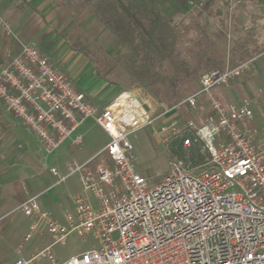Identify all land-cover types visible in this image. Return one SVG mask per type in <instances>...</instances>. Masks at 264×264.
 <instances>
[{"label":"built area","instance_id":"obj_1","mask_svg":"<svg viewBox=\"0 0 264 264\" xmlns=\"http://www.w3.org/2000/svg\"><path fill=\"white\" fill-rule=\"evenodd\" d=\"M0 26L14 34L1 13ZM256 59L202 73L199 88L159 114L160 104L143 87L124 89L100 107L37 46L24 44L9 54L0 70V101L48 153L67 141L81 148L85 136L78 129L89 119L109 135L101 151L84 162L73 160L58 179L78 175L81 182L64 221L42 207L40 194L16 207L32 219L25 241L49 234L52 243L14 264H264V132L252 122L248 100L226 103L216 94L250 72ZM203 96L206 117L199 123L173 118L159 135L166 143L192 134L184 146L200 142L206 162L189 168L174 157L168 174L151 185L136 168L130 136L178 107L197 110ZM103 152L111 163L93 168ZM51 172L59 176L57 168ZM73 233L92 237L97 246L60 262L53 246Z\"/></svg>","mask_w":264,"mask_h":264},{"label":"rangeland","instance_id":"obj_2","mask_svg":"<svg viewBox=\"0 0 264 264\" xmlns=\"http://www.w3.org/2000/svg\"><path fill=\"white\" fill-rule=\"evenodd\" d=\"M59 1L70 14L60 29L68 36L69 46L84 55L80 54L78 57L76 55L68 60L62 57L54 61L51 57L52 64L64 71L85 91L90 88L102 90L103 87L106 91L109 90L104 98L91 97V100L100 107L120 91L139 86L146 89L158 101L159 114L178 106L190 94L183 92L182 87L179 86L176 88L181 95L177 98L166 95V92L173 89L174 83L179 80L183 71L187 72L189 68L197 65L199 53L215 49L226 59H231L235 44L246 41L249 37L250 18L258 14L257 7L250 6V3L257 0H238L239 2L192 0L194 5H191L188 11L181 5V0ZM208 1L209 6L205 8L204 5ZM200 11H202L201 15H199ZM169 17H173L174 21H170ZM135 20L141 24L137 25ZM202 30L206 31L214 42L212 44L211 41H205L204 45H201L203 51L197 44V40H202L206 36ZM168 53L178 57L176 64L168 58ZM260 56L263 57V54ZM202 68L198 71V79L195 80V90L199 88L201 74L206 72ZM251 72L252 70L239 80L250 81ZM256 84L249 85L256 93V100L250 105L254 117L252 122L264 132V84L262 80L256 81ZM209 112L208 100L203 96L197 110L178 107L175 111L161 116L153 125L141 128L130 136L134 145L136 168L151 185L161 182L169 172L171 159L179 157L177 154L168 153L167 147L182 136H173L163 143L159 135L161 127L173 118L189 119L199 123ZM84 127L88 130L85 134V144L98 148L108 142V135L92 119L87 120ZM5 140L0 134V145ZM79 149L72 148L71 142L68 141L60 149L48 153L40 142L29 143L24 152L29 155L27 170L33 175L31 181H36L37 187L44 190L46 195L65 191L66 182L46 189L59 179L52 174L51 168L56 167L58 170L62 168L61 170L65 172L67 162L71 163L73 160L83 162L82 156L74 159ZM21 150L16 149L17 156H22ZM32 152H35V157L30 156ZM101 161L111 163L106 152L95 159L92 167L95 168ZM74 180L75 178L72 179ZM11 218L15 220L10 229L4 232V225ZM25 218L22 212H18L10 214L9 218L0 224V264H9L12 256L16 254L18 243L24 240L23 233L15 235L14 226L16 222L20 224ZM36 237L38 236L33 239L35 240ZM96 246L97 242L92 237L84 239L73 233L65 243L57 244L53 250L58 257L65 260Z\"/></svg>","mask_w":264,"mask_h":264},{"label":"crops","instance_id":"obj_3","mask_svg":"<svg viewBox=\"0 0 264 264\" xmlns=\"http://www.w3.org/2000/svg\"><path fill=\"white\" fill-rule=\"evenodd\" d=\"M250 4L251 7H257L256 11H258V14H255L250 18L248 27L251 31L249 32V37L246 41L235 44L237 47L235 55H233L231 59H225L222 69L235 66L241 61L252 57H259H257L258 59H256L251 69L252 72L250 73V81L244 82L243 80L238 79V82H234L229 87L230 90H226V88L216 89V94L226 103L241 104L245 100H248L251 105V103L256 100V93L252 91L249 85H257L256 81L260 80H262L264 84V1L262 3L255 1ZM0 13L10 22L14 33L12 36H7L0 26V70L8 61L9 54L19 52L24 44L37 46L49 57V59L53 57V59L51 58L53 61L59 60L62 57L64 60H68L70 57H74L76 55L77 57L80 54L84 55L83 53H78L69 46L67 42L68 36L64 31H62V29H60L63 27L65 21L70 15L68 10L64 9L61 1L0 0ZM244 49H247V51L252 54L250 57L242 59L240 55ZM261 54H263V57L260 56ZM92 70L95 73L93 68ZM80 89L87 93L90 99L91 97L97 99H100L101 97L104 98L109 92V90L106 91V88L104 87L102 90L90 88L88 91H85L83 88ZM118 94H116L104 106L110 103ZM85 124L78 129V133H82L84 136L88 131L84 127ZM0 134H2L6 139L2 145H0V224L6 221L10 214L18 213L15 209L19 204L30 196L37 194H40L39 201L42 207L46 211L50 212L56 219L64 221V211L66 209H71L73 206L72 196L81 191V182L78 175H72L65 181L61 182L67 183V189L65 191L52 192L50 195H46L44 190H40L37 187V182L31 181V177L33 175L30 174V170H27L29 155L24 152L29 143L34 141L38 142V139L33 132L20 123L5 108L1 101ZM105 145L103 144L101 147L97 148L90 147L84 142V145L76 151L74 159L78 156H82V161H87L101 151ZM18 148L22 149L21 157L16 154V149ZM34 153L32 152L30 156L35 157ZM69 163L67 162L65 172L61 170L62 168L58 170L59 178L67 174V167ZM74 178L75 180L72 181ZM57 181L58 179L46 189H51L53 186L60 185L61 183L57 184ZM25 217L26 218L23 222L20 224L16 222L14 226L15 235L17 236L23 233L24 240L25 235L32 224V219L26 215ZM14 220L15 219L11 218L9 222L4 225V232L10 229ZM23 223L24 225H22ZM33 238L29 241H25L26 243H24V240L18 243L16 247V254L12 256L9 264H14L21 255L26 258H31L52 243V237L49 234L36 237V241ZM21 244H24V247L22 253L19 254L18 248ZM55 246H53V249ZM55 255L60 262H65L74 256L72 255L69 258L62 260L56 253ZM44 263V260L40 261V264Z\"/></svg>","mask_w":264,"mask_h":264},{"label":"trees","instance_id":"obj_4","mask_svg":"<svg viewBox=\"0 0 264 264\" xmlns=\"http://www.w3.org/2000/svg\"><path fill=\"white\" fill-rule=\"evenodd\" d=\"M259 2H263L264 0H257ZM237 2H239L237 0ZM181 5L184 8L188 9L191 7V5H194V2L192 0H181L180 1ZM209 1L204 5V7H208L209 6ZM132 14V13H130ZM202 14V11L199 12V15ZM133 16V15H132ZM134 18V16H133ZM170 21H174L173 17H169L168 18ZM135 23L137 25H140L141 23L137 20H135ZM203 33L206 34L205 38L202 40H197V44L200 46L201 51H203V47L201 45H204L205 41H211L210 43H214L213 39L211 38L210 35H208V33L206 31H203ZM150 34V33H148ZM227 36V35H222ZM220 38V36H218ZM207 38V39H206ZM148 44V43H146ZM149 45V44H148ZM236 46L233 50V55H235V51H236ZM242 49V48H241ZM200 55H198L197 59L198 61L196 62V66L189 68V70L183 71L182 76H180L179 80L176 81L173 85V89L171 90H167L166 95H171L172 98H177L179 97L181 94L179 93V91L177 90L178 88H176V86L178 87H182L183 92H185L186 94L188 92H193L195 90V80L198 79L199 74L198 71L201 70H213V69H222L225 59L226 57L219 51L215 50V49H211L208 50L206 53L202 52L199 53ZM252 53H250L249 51H247V49L242 50V54L240 55L242 59L248 58L251 56ZM168 58H170L175 64L177 63L176 60L178 59V57H175L172 54L168 53ZM146 90V89H145ZM160 96V95H159ZM184 97V96H183ZM183 99V98H182ZM181 138H177L176 140H174L173 142H171V145H169L167 147L168 149V153H170L171 155L173 154H177L179 155L180 158H182L185 162L186 165L189 168H194V167H198L202 164H204L206 162V158L207 155L203 154L200 150L201 148V143L200 142H194L191 146L189 147H185L184 146V139L186 137H192V135L190 134H184L181 135ZM174 139V138H173Z\"/></svg>","mask_w":264,"mask_h":264}]
</instances>
